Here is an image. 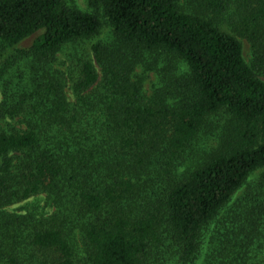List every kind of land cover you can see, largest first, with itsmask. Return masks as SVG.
I'll list each match as a JSON object with an SVG mask.
<instances>
[{"label":"trees","instance_id":"1","mask_svg":"<svg viewBox=\"0 0 264 264\" xmlns=\"http://www.w3.org/2000/svg\"><path fill=\"white\" fill-rule=\"evenodd\" d=\"M179 1L88 0L115 41L85 49L102 27L96 13L0 0V52L33 38L18 53L37 62L28 88L0 108V264L264 263V0H190L213 18ZM224 21L250 43L252 65ZM172 59L185 76L170 73ZM139 64L163 74L150 95ZM219 113L230 122L220 148L180 173ZM258 170L257 188L226 210ZM38 194L52 214L4 210Z\"/></svg>","mask_w":264,"mask_h":264},{"label":"rangeland","instance_id":"2","mask_svg":"<svg viewBox=\"0 0 264 264\" xmlns=\"http://www.w3.org/2000/svg\"><path fill=\"white\" fill-rule=\"evenodd\" d=\"M68 6L77 8L81 11L96 13L101 21L102 27L99 34L94 37L92 40H88L83 47L85 49H89L92 43H101L102 45L109 46L115 41V35L113 33L112 28L107 23L106 18L103 16L101 11H95L92 9L88 0H66ZM238 4L237 0H234V3L231 5L232 9L236 8ZM179 5L184 12L188 13H198L207 18H213L212 14L203 11L196 1L190 0H180ZM230 10L226 16L231 12ZM223 20H225V16H222ZM217 21V20H216ZM223 29L227 30L229 33L236 35L232 30V26H228L226 21L222 23ZM237 38L241 41L243 46V55L247 64L252 65L254 55L253 50L249 42H247L243 37L236 35ZM33 38H28L27 40L21 42L16 46H8L5 50L0 52V70L4 69V66H7V72L3 77L4 86L0 89V108L4 104H9L8 102H12V99H8L9 93H12V96L15 95L20 90H25L28 88L29 79L31 77V67L34 64H37L35 61H30V59L26 57H22L18 52L21 49H26L32 43ZM73 46L69 49H65L63 52L57 53L56 60L54 63V67L58 70L65 71L66 66L68 65V52L73 51ZM150 60V59H148ZM170 59L165 58V56L161 59V63H159V70L165 69V67L169 64ZM172 61V68L170 69V73H174L177 77H182L187 74L186 65L181 61ZM149 67V66H148ZM97 70L99 68L96 66ZM167 71V70H166ZM134 75L139 76L143 79V88L147 94H151L154 87L162 86V75L155 69H149L144 65H137L134 70ZM261 79H264V74H259ZM27 83V84H26ZM65 93L69 101H74V96L72 91L66 87ZM172 102V99H169ZM10 102V103H11ZM230 122L228 115L225 116L224 113H219L209 119V121L202 127L200 132L197 135L195 142L188 149L187 154L185 155V159L182 162V166L180 170L182 174L188 173L198 166L203 164L212 154H214L221 146L222 138L227 133L229 129ZM261 171L258 170L252 173L245 184L238 190V192L233 196L232 200L229 202L228 207L232 208L236 204L239 206V202L244 200L249 191H254L257 188L259 183V175ZM7 213L15 214V215H26L28 213H33L34 215H49L52 214L55 210L53 206L47 204V195L46 194H38L35 196H31L28 199L15 202L5 207L4 209ZM210 232H208L209 234ZM257 241V240H256ZM259 241H264V237L260 238ZM42 258V257H41ZM264 259V244L263 248L260 251L258 256V260ZM264 264V263H263Z\"/></svg>","mask_w":264,"mask_h":264}]
</instances>
